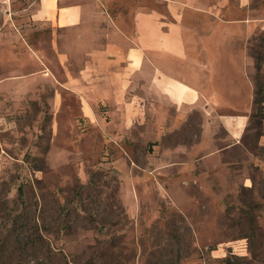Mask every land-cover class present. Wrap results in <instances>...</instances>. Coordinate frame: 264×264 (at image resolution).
<instances>
[{
    "label": "rangeland",
    "instance_id": "rangeland-1",
    "mask_svg": "<svg viewBox=\"0 0 264 264\" xmlns=\"http://www.w3.org/2000/svg\"><path fill=\"white\" fill-rule=\"evenodd\" d=\"M228 1L232 93L172 123L142 89L87 111L36 0H0V264H264V0Z\"/></svg>",
    "mask_w": 264,
    "mask_h": 264
},
{
    "label": "crops",
    "instance_id": "crops-1",
    "mask_svg": "<svg viewBox=\"0 0 264 264\" xmlns=\"http://www.w3.org/2000/svg\"><path fill=\"white\" fill-rule=\"evenodd\" d=\"M33 3L24 9L29 11L26 19L32 25L48 26L61 33L63 52H57V58L67 73L68 81L64 85L82 92L87 111L88 103L95 97L84 96L83 90L92 87L96 95L108 91L110 97L123 94V89H142L157 118H162L165 107L174 106L176 117L172 123L182 119L185 111L202 98L221 101L220 98L232 93L228 73L234 36L226 28L238 27L246 20L232 16L227 19L218 14L230 16L229 7L240 12L239 5L228 0H36ZM16 21L19 20L6 21L0 29L4 40L1 50L13 51L23 44L19 39L15 44L7 40L18 38L11 27ZM243 52L245 55L244 47ZM72 55L83 56V60L87 57L76 75L68 64ZM236 130L229 131L230 136L237 137Z\"/></svg>",
    "mask_w": 264,
    "mask_h": 264
},
{
    "label": "trees",
    "instance_id": "trees-1",
    "mask_svg": "<svg viewBox=\"0 0 264 264\" xmlns=\"http://www.w3.org/2000/svg\"><path fill=\"white\" fill-rule=\"evenodd\" d=\"M259 68H260V60H257L256 61V72H257V74L259 73ZM257 91H258V94H259L260 89L258 88ZM261 100H262L261 97H259L258 101H261Z\"/></svg>",
    "mask_w": 264,
    "mask_h": 264
}]
</instances>
